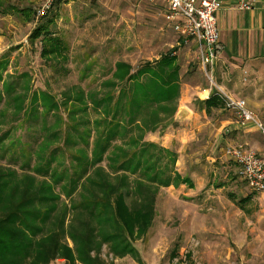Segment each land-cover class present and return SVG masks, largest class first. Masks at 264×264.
<instances>
[{"label": "rangeland", "instance_id": "rangeland-1", "mask_svg": "<svg viewBox=\"0 0 264 264\" xmlns=\"http://www.w3.org/2000/svg\"><path fill=\"white\" fill-rule=\"evenodd\" d=\"M44 3L0 0V264H264V191L226 154L264 133L191 90L218 91L195 41L147 0ZM241 67L264 124V60Z\"/></svg>", "mask_w": 264, "mask_h": 264}, {"label": "built area", "instance_id": "built-area-1", "mask_svg": "<svg viewBox=\"0 0 264 264\" xmlns=\"http://www.w3.org/2000/svg\"><path fill=\"white\" fill-rule=\"evenodd\" d=\"M155 2V0H148ZM225 0H166V20L182 36L193 39L198 46V54L202 69L215 86L228 109L235 111L242 127H256L264 133V124L249 108L244 98H236L221 89L214 78V67L218 60L221 44V31L218 13L223 8ZM55 0H45L44 5L37 10L38 16L49 11ZM240 9H252L250 0H240ZM226 154L240 168V174L249 186L257 191H264V156L246 144L229 146Z\"/></svg>", "mask_w": 264, "mask_h": 264}, {"label": "crops", "instance_id": "crops-1", "mask_svg": "<svg viewBox=\"0 0 264 264\" xmlns=\"http://www.w3.org/2000/svg\"><path fill=\"white\" fill-rule=\"evenodd\" d=\"M96 1L98 4L100 3V6H108L114 2V0ZM250 1L252 2V9H240V0H225L223 8L218 13L221 44L218 60L213 70L217 84L225 91L236 93L237 74L233 72V68L241 70L242 63L254 66L255 68L260 60H264V0ZM151 3L163 7L166 11V0H155V2ZM185 41H187V39ZM189 88L190 87H188V90ZM197 89H199V86H193L191 88L202 101L209 98L214 92L213 88H206L204 92L201 90L198 91ZM185 106H187L195 116L198 114V111L193 106ZM202 112L206 113V110H202ZM228 122L229 121H225V123ZM235 123L236 124H233L235 125V131H239L238 129L243 128L238 119ZM233 135L236 134H232L231 136ZM249 143L258 148V144L255 143L252 138H250ZM262 156H264V154H262ZM251 198L252 196H249L242 199V201L244 200L243 203H246L250 201Z\"/></svg>", "mask_w": 264, "mask_h": 264}, {"label": "trees", "instance_id": "trees-1", "mask_svg": "<svg viewBox=\"0 0 264 264\" xmlns=\"http://www.w3.org/2000/svg\"><path fill=\"white\" fill-rule=\"evenodd\" d=\"M59 1H60V0H55L53 7H52L49 11H47L45 15L41 16V18H45V19H48V21H52L53 18H54V16L57 15V11H56V9H55V6L57 5V3H58ZM51 15H52V16H51ZM48 37H51V36H48ZM57 42H58V39H57V38H54V43H55V44H58ZM184 42H185V41H184ZM150 77H151V78H150ZM168 77H169V76H168ZM149 80H150L151 83L154 84L153 87H152V89H153L154 91H159V92H161V93H162L163 95H165V96L167 95V93H165V91H167V90L164 89V88H163V87H164L163 84L160 83V80H162V75H161L160 72H156V73H155V72H152V73L150 74V76H149ZM3 97H4V94H3L2 92H0V102L3 100ZM147 101H148V99L146 98V99L143 101V103H146ZM143 103H142L141 105H143ZM204 103H205V104H211V107L209 108V111H210V112H211V110L214 108V107H212V106H213L212 103H214V105H215V104H218V105H219V108L216 107V108H218V109L222 108V107H220V106H223V105L225 104L223 98L220 96L219 92H218L217 90H215V89H214L213 94H212L207 100H205ZM44 165H46V163H45ZM242 202H244V200H243ZM68 251H69V250H68ZM68 256H69V254H68ZM78 260H79V261H82V262H86V263H88V262H87V258H85V257H81V258H79ZM72 263H74V261H73Z\"/></svg>", "mask_w": 264, "mask_h": 264}, {"label": "water", "instance_id": "water-1", "mask_svg": "<svg viewBox=\"0 0 264 264\" xmlns=\"http://www.w3.org/2000/svg\"><path fill=\"white\" fill-rule=\"evenodd\" d=\"M191 110L187 107V106H185V107H183L181 110H180V113H179V116L181 117V118H187L188 116H190L191 115Z\"/></svg>", "mask_w": 264, "mask_h": 264}]
</instances>
